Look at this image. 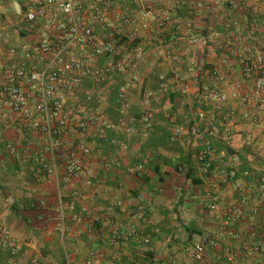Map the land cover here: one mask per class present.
<instances>
[{
	"label": "crops",
	"instance_id": "obj_1",
	"mask_svg": "<svg viewBox=\"0 0 264 264\" xmlns=\"http://www.w3.org/2000/svg\"><path fill=\"white\" fill-rule=\"evenodd\" d=\"M18 1L0 0V83L6 70L19 62L26 70H37L43 64L36 56L25 58L24 50L33 47L40 31L20 21ZM151 1L157 7L169 3ZM220 1L184 2L178 17H184L185 40L197 38L194 43L184 42V52L177 51L184 53V105L175 98L177 90H171V99L164 98L160 107H153L145 136L136 122L132 124L134 133L126 134L127 125L118 120L115 89L119 86L127 89L130 117L137 118L146 108L139 90L127 82L128 75L111 74L98 88L83 80L80 91L103 100L73 110V117H85L93 107L114 127L105 130L113 143L100 142L88 130L89 136L82 139L89 147L87 157H80L75 149L76 136L69 129L63 131V148L75 151L84 168L80 177L65 179L63 158L47 151V139L38 125L40 113L33 102L29 105L32 118L23 120L0 100V237L15 242L22 262L77 264L89 258L92 264H195L188 251L192 244L204 241L202 264L264 263V253L243 256L251 244L260 243L264 248V111L259 110L264 90L255 89L253 77L241 78L239 61L228 52L231 42L223 41L222 35L212 42L205 39L212 31L224 32V20L236 22L244 37L241 49L252 60L261 61L257 73L264 79V0H235L240 1L239 10ZM122 2L121 8L108 14L111 26L116 15L126 13ZM195 4H200L196 10ZM174 29L165 28L167 36L176 35ZM141 37L137 45L148 52L156 50V56L148 57L153 69L136 64L128 74L137 73L145 86L155 88L156 76L172 78L163 54L176 52L183 44L175 37L164 42L151 35ZM119 44L128 47L131 42ZM102 63L100 58L98 65ZM207 89L225 96L217 108L205 98ZM78 96L82 101L81 93ZM199 108L212 118L215 131L211 135L213 162L207 170L195 163L193 143L185 131L190 112ZM180 116H184V132L172 141L171 122ZM121 142L126 144L124 150L117 146ZM186 172L198 183L185 179ZM210 195L214 210L209 209ZM233 205L241 207L242 217L225 225L223 214ZM131 221L145 226V232L154 238L147 247L116 240ZM15 223L18 231L12 229ZM225 247L237 255L236 260L225 259ZM5 261L6 254L0 253V264Z\"/></svg>",
	"mask_w": 264,
	"mask_h": 264
},
{
	"label": "built area",
	"instance_id": "obj_2",
	"mask_svg": "<svg viewBox=\"0 0 264 264\" xmlns=\"http://www.w3.org/2000/svg\"><path fill=\"white\" fill-rule=\"evenodd\" d=\"M108 4L109 0H19L15 3L20 21L40 31L33 47L24 50L25 58L31 55L36 56L37 62L43 64L37 70L35 68L26 70L24 63L19 62L6 70L5 78L0 83V100L4 101L14 116L23 120L32 118L29 105L31 102L35 104L40 113L39 130L47 139V151L52 157L63 158L65 179L84 175V168L76 157L75 151L70 152V148L66 150L63 148L60 140L64 130L69 129L76 136L75 149L80 157L89 155V147L82 140L89 136V129L100 142L113 143L106 136L105 130L112 129L114 126L97 109L90 107L85 117L75 118L72 115L73 110L82 109L92 101L95 105H99L103 100L101 96H93L87 90L80 91L83 79L89 82H101L111 74L126 73L125 59L118 55L113 42L99 40L93 34L94 24L99 25L100 28L108 26L105 11ZM197 6L199 7L200 4ZM224 27L228 28L230 24L225 23ZM213 35L217 36L216 33ZM235 53L241 56L240 52L235 51ZM134 57L139 58V53H135ZM100 58L103 59V63L98 65ZM242 59L246 65L244 76L248 77L250 74L256 76L262 67L261 61L252 60L246 53L242 55ZM131 79L135 80V76H131ZM24 85H27L26 90L23 89ZM256 88H264L262 77L256 76ZM79 93H81L82 101L78 98ZM152 97V93L146 92L144 103L146 104L147 99ZM115 100L118 103V120L124 126L127 125L124 132L134 133L132 124L136 122L141 136H145L151 127L152 111L146 107L138 119L131 118L128 114L130 104L124 87L117 89ZM260 107L264 110V101ZM197 117L200 119L201 114L198 113ZM179 130L180 128L173 130L172 140L177 137ZM189 133L192 136H198L199 130L193 124ZM117 146L121 150L126 148V144L122 142ZM209 154L210 149L207 147L196 156L204 170L211 165ZM136 169H140V166ZM209 199L212 200L209 209L214 210L216 208L214 197L210 195ZM116 205L119 204L116 203ZM69 209H73L71 204ZM223 216L225 225L228 221H238L242 217V209L240 206H230ZM73 218L77 216L74 215ZM141 223L144 224L145 220L141 219ZM115 238L125 242H139L143 247H147L154 239L145 232V226H140L133 221L126 222L124 233L121 236L116 235ZM188 252L190 260L195 264H202L205 255L204 241L192 244ZM0 253L6 254L5 264H25L18 257L15 242L8 237H0ZM224 253L228 262L236 260L237 255L228 247L224 248ZM263 253V246L260 243H254L244 249L243 256L250 257L253 254ZM77 264H92V261L87 258Z\"/></svg>",
	"mask_w": 264,
	"mask_h": 264
},
{
	"label": "rangeland",
	"instance_id": "obj_3",
	"mask_svg": "<svg viewBox=\"0 0 264 264\" xmlns=\"http://www.w3.org/2000/svg\"><path fill=\"white\" fill-rule=\"evenodd\" d=\"M185 1L186 0H168L169 3L163 5L162 7H157L155 6V2L151 0H145V1L144 0H109V4L105 8V11L107 12L108 26L106 28H100V26L97 24L93 25L94 36H96L99 40H102V41L107 40L109 42H113L118 55L123 57V59H125L126 73L122 76L128 75L127 82H129L133 87L139 90L140 101L143 104H145L144 95L146 92L152 93L153 97L156 98L155 100L152 99L153 97L150 99H147V102L144 105L145 107L150 109L153 114H154L153 107L155 106L160 107L163 101H165L164 98L168 97V99H171L169 97L170 95L168 96V94L172 92L171 90H177L176 92H178V95L175 96V98L178 102H182V105H184V53L180 55V52L178 53L177 51L184 52V42L194 43L197 41L196 40L197 38H186L185 40V37H184V17L181 18V16H179L181 18L180 19L178 15H179V12L184 11ZM120 2L123 3V9L124 8L126 9L125 10L126 13L118 14V16L116 15L117 21L112 22L113 26H111V22H110V18L108 14L112 13L114 9L121 8L119 6ZM220 3L229 6L233 10L234 9L239 10V7H240L239 6L240 1L239 3H237L235 0H221ZM197 8L199 7L197 6V4H195L194 10H196ZM175 19H179V21H176ZM169 23L171 24L169 25ZM225 23L230 24V27L225 28L224 27ZM114 24H120V25L116 26ZM150 25L153 26L152 31H150ZM168 26L169 27L174 26L175 28L174 30L177 32L176 35L173 36L172 34H168L167 36L166 34L167 32L165 28H168ZM125 27H127L128 30H125ZM222 27H223L224 32L220 33L218 31H212L206 34L207 37H205V39L209 42H212L214 40L216 41L217 39H219L220 36L222 35L223 41L231 42V44L228 46V52L230 56H232L235 60L239 61L240 70H241L240 71L241 78L248 79V78L253 77L255 89L263 91L264 88L263 89L256 88V76L260 77L258 73L256 74V76L255 74H250L248 77L244 76V68L246 67V65H245L244 60L242 59V55L246 52H243L241 49V43L243 42L244 37L242 35V32L238 24L234 21L226 19L222 22ZM146 32H149V33H146ZM214 33L217 34L216 37H214L213 35ZM143 35H144V38L150 35L153 37H156V39L158 40L160 39L159 40L160 42H164V41H167L175 37L174 39L176 40V42H180L181 44H183L182 47L179 48V50L176 49V52L175 50L167 51L166 53L163 54L166 63H168V66H170L171 68L172 78L165 79L163 77L156 76L157 83H156L155 88L145 86V84H143L142 77L138 75L137 73L132 72L130 75L128 74V70L130 68H134L136 64L138 66L141 65L142 67H146L148 69L152 68V63L149 62L148 57L156 56V50L152 52H148L142 46L137 45V42H139L140 40H143V37H141ZM119 42H131V44L128 47H124V46H121ZM235 51L236 52L238 51V53L240 52L241 56L240 57L237 56ZM135 53H139V58L134 57ZM192 68L194 69L196 67H193L192 65ZM131 76H135V80H132ZM83 80L88 81L87 79H83ZM91 84L95 88H98V87H101V85H103V81L91 82ZM82 86H83V81L80 87ZM119 87H124V86H119ZM119 87H117L115 90H117ZM124 89L125 91H127L125 87ZM204 92H206L205 98L208 97L210 102L213 104L212 108L213 106L217 108V106L221 104L222 102H224L225 100V96L223 94H218L214 92L212 89L204 90L203 93ZM199 100L202 103V100L204 99L202 98ZM262 101H264V98L260 101V104H259L260 106L262 105ZM205 102H207V99H205ZM259 108H260L259 110H261V107ZM190 113H191L190 124L189 126H187L185 131H186V134L191 138L192 143H193L192 148L194 151H192V153L194 154L193 156H194L195 163L199 164L202 168L201 162L196 159V156L198 152L205 150L207 147H209L210 154L208 155V158H209V162L211 164L210 167H211L212 162H213L212 157H213L214 149H215L213 141H212V136H211L215 132L213 120L211 117L206 115L204 111L200 110V108L195 109V110L192 109ZM198 113L201 114L200 119H198L197 117ZM138 117L137 118L132 117V118L138 119ZM180 118H181L180 120L175 119L171 122L172 129L170 132V138H171V133L173 132V130L180 128L177 137H175L172 141H176L177 138L180 137L184 132V116H180ZM152 120H153V115H152ZM193 124L199 130L198 136H192L189 133V129ZM18 226H19L18 223H15L13 224L12 229L14 231H18L19 230Z\"/></svg>",
	"mask_w": 264,
	"mask_h": 264
},
{
	"label": "trees",
	"instance_id": "obj_4",
	"mask_svg": "<svg viewBox=\"0 0 264 264\" xmlns=\"http://www.w3.org/2000/svg\"><path fill=\"white\" fill-rule=\"evenodd\" d=\"M185 179L190 180V183H192V184L198 183V180L195 178H192V175L190 173H187V172L185 173Z\"/></svg>",
	"mask_w": 264,
	"mask_h": 264
}]
</instances>
